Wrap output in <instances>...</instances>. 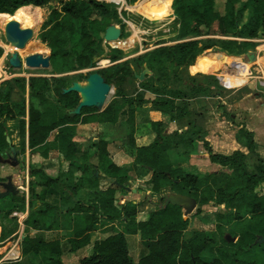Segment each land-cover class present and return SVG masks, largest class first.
Masks as SVG:
<instances>
[{
	"label": "trees",
	"instance_id": "trees-1",
	"mask_svg": "<svg viewBox=\"0 0 264 264\" xmlns=\"http://www.w3.org/2000/svg\"><path fill=\"white\" fill-rule=\"evenodd\" d=\"M136 1L130 0V3L134 4ZM51 2L52 0H0V14L13 15L24 6L43 8ZM173 10L175 18L172 17ZM133 13L134 10L131 11ZM243 16L247 17L246 21ZM137 18L143 20L144 16L138 15ZM114 22H120L118 10L112 4L98 0H63L59 7H53L39 33L41 43L51 51V73L64 74L94 66L95 61L105 55L103 33ZM175 22L181 25L180 37L190 40L175 46L160 47L135 57L133 61L137 67H147L153 73L166 71L170 66L187 69L207 49L202 40L192 39L201 35L202 27L212 28L216 23L222 36L242 39L222 40V52L228 55L249 52L256 46L252 40L261 33L264 34V0H174L172 7L170 3L168 10L157 18L156 25L162 23L169 26ZM3 54L4 49L0 47V58ZM99 74L106 81L119 78L118 81L120 84L124 83V86L132 76V66L126 61L102 69ZM71 85L70 81L62 77L33 76L28 81L24 77L14 78L0 87V153L10 147L7 137L11 138L14 134V130L11 131L7 123L16 122L22 152L28 145L31 154H39L45 159L52 154H59L69 164L68 170L62 172L58 178L46 177L42 182L36 176L43 174V171L33 169L30 181L31 203L39 202L47 211L84 213V216L78 218L86 225L84 228L76 223L74 238L68 239L64 244L61 240L27 237L22 243V260L17 264H64L65 253H77L91 245L89 233L100 219V210L108 220L125 219L130 225L127 231L131 235L140 236L146 253L139 260H135L126 235L116 233L95 241L91 255L82 258L79 264H264V244L255 243L260 236L264 237V160L255 154L256 145L250 133L241 131L254 157H248L240 151L232 155L219 154L212 150L207 141L200 140L204 141L210 161L229 171L205 176L184 170L179 163H175L170 154L176 151L178 158H189L195 141L200 139L197 136L199 132L192 125L189 132L166 134L162 122H151L156 138L149 146L136 149L131 170L117 167L112 162L107 141L100 140L95 144L96 155H92L98 158V168L122 185L129 184L137 175L145 177L151 174L149 189L153 193H159L163 187L168 186L171 188L170 194L195 198L201 209L210 204L226 205L230 210L237 208L238 216L235 219H242L247 214L252 215L251 220L255 217L262 218L254 226L250 222L245 224L241 228L243 231L240 229L242 233L238 237L234 236L238 238L237 242L223 239L224 242L213 244L209 240L213 234L209 236L201 231L185 237L188 220H183L180 213L182 208L169 205L166 209H161L158 205L154 212L141 213L138 205L132 201L122 207L117 206L115 187L100 191L98 178L94 175L97 166L87 164L86 156L85 162H80L79 147L74 138L78 134L79 125L93 122L116 125L121 117L127 118L131 134H134L136 110L147 102L152 103L154 111L172 115L173 120L180 118L183 115L182 109L175 101L186 96L178 90L169 89L168 86L155 89L146 86V83L143 89L156 95L152 101L145 98L144 92L130 95L120 88L116 96L119 100H114L104 111L97 112L91 107H81L79 113H74L81 98L76 91L65 92ZM16 90L22 95L28 92V120L25 119V98L19 105V115L14 116L15 110L11 103ZM54 132L57 135L51 142L49 139ZM250 166H254V170ZM77 170H83V174L87 170L92 171L93 183L87 186L83 177L78 179V184L70 182L66 185L72 190L70 198L63 199L61 207L50 206L46 201L49 189H59L61 179L68 178ZM0 181H5L1 169ZM38 188H41L40 192L37 191ZM83 188H88L97 196L100 208L76 199L79 190ZM65 201L68 202L67 205ZM163 202L161 199L160 203ZM32 219L34 228L42 229L40 217ZM46 220L47 216L43 222ZM56 220L57 215L51 219L52 225L54 229H59ZM204 253L209 254L208 260L202 258Z\"/></svg>",
	"mask_w": 264,
	"mask_h": 264
},
{
	"label": "rangeland",
	"instance_id": "rangeland-1",
	"mask_svg": "<svg viewBox=\"0 0 264 264\" xmlns=\"http://www.w3.org/2000/svg\"><path fill=\"white\" fill-rule=\"evenodd\" d=\"M63 0H52V2L43 8H40V13H41V22L37 28H32L31 30L33 31L32 36L28 42L30 44L31 42L39 43L43 46L44 44L41 43L39 39V33L42 27V24L44 20L47 18L49 12L53 7H59L60 3ZM101 2H106L112 4L110 0H98ZM143 0L141 1H136L134 4L130 3V0H125V2L122 5L118 4H112L117 10L118 14L120 17V22H114L113 24L118 25L121 30H122V35L121 38L115 42H106L104 39L105 32L103 33V47L105 49V55L97 59L95 61V65L92 66V68H87L84 70L80 71H74V72H68L64 74H52V68L48 70H33V69H14L10 66L9 64V58L14 51L10 50L11 52H6V48L8 46L14 45L12 44L7 37V31L5 27H2L3 25L0 23V47L4 49V54L0 58V63L2 62L3 68H5V71L8 72V79L5 78L4 75L0 77V87H3L5 82H8L12 80V78H20L22 76H47L48 78L52 77H62L65 78L67 81H70L72 83V87L79 86L81 88H86L90 85L89 79L93 74H99L100 70L102 69H107L112 67L113 65H116L118 63L126 62L129 61L131 66H132V76L130 80L126 83V85L123 86L124 83H121L118 81L119 78H112L110 81H106L104 79L105 83H107L110 86V92L107 96L106 102L97 105V106H92L91 108L96 110L97 112L103 111L105 107L108 106V104L114 99L117 95V91L120 88H123L126 90V92L130 95H135L138 93V91L143 87L144 85L153 87L155 89H162L164 86H172L174 90H179L178 88H187V90H191L192 85L194 80L192 79L193 77H187V74L189 73V70L186 68H177L176 66H170L169 69L163 72H155L152 74L150 69L147 67H137V65L134 63L133 59L143 53H146L148 51L160 48V47H166V46H175L179 43L185 42L190 39H182L180 37V23L175 22L174 24L171 23L169 26H165L162 23L156 25V20L160 16H154L152 15H147L145 11V5L149 4L147 2L145 5L142 3ZM174 0H170L167 5L172 3ZM142 6V7H141ZM134 10L135 13L131 14V11ZM168 10V7L166 10L163 12L165 13ZM34 12V10H32ZM162 13V14H163ZM161 14V15H162ZM138 15L144 16L143 20L138 19ZM172 17H176L174 15V10ZM244 17V21H246L247 17ZM163 25V26H162ZM137 29L138 34L135 36V30ZM135 39V43L133 47L125 48L123 47L124 43L128 41L129 39ZM202 40L203 41V46L206 47L207 49L204 50L201 53V58H197L198 61L192 70L193 72H204L208 73L209 75H215L217 74L219 78H221V71L217 73H209L212 71V65L210 63L206 62L207 56H203V54H225L226 52L221 51V41L222 40H229L233 39L236 40L237 38L234 37H225L222 36L219 33V28L218 24L216 23L215 25L212 26V28H207V27H202L201 29V35L198 37L193 38L192 40ZM239 41H242V39H237ZM256 46L249 50V52H256L257 53V63L254 66L246 65L247 63V58L245 56L246 53H241L240 55H228V56H234V57H239L240 60L242 58V61L245 65L240 63V60H236L233 58L234 65H231L234 70L238 73L235 76V80L237 79V84L236 86H231V87H224L222 89V98L225 100H230V99H238L239 98V85L241 88L244 87H251L253 94L255 97L263 96L264 97V49L262 47L264 46V34L261 33V35L252 40ZM9 54L7 56L6 54ZM18 55H20L23 59H25L26 56L34 53H39V52H31V50H27L25 55H21L19 52H17ZM248 53V52H247ZM44 54V53H43ZM46 54V53H45ZM227 55V54H226ZM19 56V57H20ZM2 68V72H3ZM206 71H203V70ZM24 72V73H23ZM182 74H184V77H182ZM101 77H103L101 74H99ZM205 75V74H204ZM224 75V73H223ZM247 81L242 83L241 78H246ZM224 78V76H223ZM222 78V79H223ZM222 81V80H221ZM225 85V84H224ZM237 87V88H236ZM147 88V87H146ZM80 95V98L82 99L81 93L78 92ZM203 95L208 94V92H202ZM27 95V94H26ZM192 96L193 93H190ZM84 96V95H83ZM23 98H25L26 101V120H28V103H27V98L26 96L22 95L21 93H16L13 95L12 99V105L14 106L15 114L14 116L19 115L20 112V106L23 102ZM219 100V99H218ZM222 102L221 100H219ZM186 103L187 106H191L193 103L192 101L188 100ZM225 106L220 105V108H223V112L225 111L224 109ZM165 116V115H164ZM17 118V117H15ZM24 118V117H23ZM169 116H166V121H167V130L169 129V125L171 122H169ZM164 127V126H163ZM101 130V128L97 129L96 131ZM126 130V135L120 139V142L114 146H112V156L113 159L116 163L122 164L124 162H131L132 166L134 165L135 158H136V149L139 147L138 146V135L135 133L131 134V131L129 128L125 129ZM145 130V129H142ZM97 134V133H96ZM145 133H142L143 137ZM97 136V135H96ZM56 138V133H52L50 136V141L52 142ZM90 142H97V137L93 136L90 141H86L83 143H79V146L81 148V151L84 153L85 150L82 148V146H85V148H88L90 145ZM21 148V147H20ZM21 155L18 157L19 160V165L15 168L5 165L3 168L0 167L1 175L6 181V178L10 175L13 176V181L14 184L17 186L19 189V193L17 195L11 194L9 195L6 199H0V264L4 263H11V264H17L22 260V242L27 238V237H32V235H35V228L33 226L34 220L32 217L39 218L42 224V229L39 230H44L47 232V230L50 228H53L52 221L51 219L54 216H51L49 214H54L56 215L57 213H49L46 215L44 213V208L41 207L40 205L36 203H31L30 201V188H31V177L33 174V169L29 166L30 164L34 165H39V164H46L48 162H52L54 166H59L60 161L55 155H51L49 160L45 159L44 157L37 156V154H31V150L29 149L28 145L26 146L25 150L22 152ZM37 156V157H36ZM33 161H35L33 163ZM250 163H252L251 160H249ZM36 163V164H35ZM190 166H198L196 162H191L189 164ZM202 166V165H201ZM251 170H254V166H250ZM37 170V167L36 169ZM36 172V171H34ZM95 176H96V170ZM52 176L58 178L60 174L58 171H50ZM91 174L92 171H89L85 174V178L87 180L86 184L87 186H90L93 182L91 180ZM99 176L103 177V175L99 172ZM46 177H50L49 175L45 174H40L37 175L36 178L39 182H42L46 179ZM140 177V176H138ZM99 179V177H96ZM141 178V177H140ZM144 179V177H143ZM70 182L77 183L75 181V175H71L68 178H62L61 182L59 184V189H58V197H52V200L55 202H60L62 205L63 199H69L70 198V193L71 189L67 188L66 185L69 184ZM134 186L132 188L140 187L143 190H146L148 186L144 185L143 183H140L139 181L135 180L132 182ZM78 184V183H77ZM131 183H129L128 187H130ZM99 188L101 190L105 189L104 184H100L99 181ZM2 191V188L0 187V192ZM143 192V191H142ZM171 192L170 187H163L159 193H149L150 195H146L145 200L143 199V194H140L137 190L135 189H130L129 191L126 190L123 192V194H126L125 197H121L120 201L121 203L125 202V200H137L139 203L138 207L142 210L145 211H152L154 212V209L158 205H160V200L165 199ZM146 194V193H145ZM94 197V196H93ZM150 197L151 200L147 201V198ZM77 199V197H76ZM152 201V202H150ZM68 202L65 201V205H67ZM162 205V204H161ZM44 213V214H43ZM181 215L183 217L184 211L181 210ZM226 209H222L220 207H216L213 204H210L209 206H205L203 209L198 206L196 210L192 213L190 219H188V226L186 227L185 230H187V233H185V237L189 236V232H195L199 230H204V229H209V236L213 234V236L209 239L211 242L214 243H222L224 242L223 239L225 240H232L233 242H237L236 237H238L239 234L242 233V227L244 226L245 223L239 222L232 224V219H235V216H238V211L237 208H233L230 210V213L228 217L226 218V221H229L231 223V227L229 226L230 229H227L225 226H222L225 222L222 224H218L219 222H222V217L225 216ZM43 214L42 216H40ZM47 216V220L43 222L44 217ZM221 217L217 220L215 217ZM252 217V215H248L247 217ZM245 220V215H243L242 220ZM262 219L261 217H255L249 222L253 224V226L256 224V222ZM248 221V220H247ZM43 222V223H42ZM207 222L209 224H207ZM116 224V225H115ZM114 224V228L116 230H123L124 232L128 230L129 224L127 222H124L123 220ZM247 224V223H246ZM117 226V227H116ZM83 227V226H82ZM242 231H241V230ZM41 233V232H40ZM102 232H97L95 233V237L93 240H97L99 238L105 237V234H101ZM47 234V233H45ZM65 236L66 234H62ZM52 236V235H50ZM236 236V237H234ZM261 237V236H260ZM137 240L131 244V249L133 254L135 255L134 257L136 260L140 259L145 252L146 248L145 246L140 242L141 239L140 237H136ZM258 239L255 240L256 244H259ZM140 242V243H139ZM264 244V243H263ZM91 247L86 249L84 251H79L78 253L71 254L68 253L64 256V264H79L80 260L84 258L87 254L91 253ZM214 256V255H213ZM212 257V256H211ZM202 258L205 260L209 259V254H203Z\"/></svg>",
	"mask_w": 264,
	"mask_h": 264
},
{
	"label": "crops",
	"instance_id": "crops-1",
	"mask_svg": "<svg viewBox=\"0 0 264 264\" xmlns=\"http://www.w3.org/2000/svg\"><path fill=\"white\" fill-rule=\"evenodd\" d=\"M124 2H125V0H124ZM32 7H34V6H32ZM167 7H168V5H167ZM46 48L48 50H50L48 47H46ZM210 55H217V54H210ZM210 55L203 54L202 57L210 56ZM222 55L234 58L236 60H240L239 57L228 56V54L226 55V53L222 54ZM199 58H201V56ZM197 61H198V59H197ZM197 61H195V63H194L195 65H196ZM240 63L245 65L242 61V58L240 60ZM229 64L230 63L226 62L224 67H225V69L231 71L233 69V67ZM195 65H193V66L190 65L189 67H187V69L189 70V73H190V74H187V77H190V76L193 77L192 79L195 82V83H193L190 92H189V90H187L186 87L185 88H178L179 89L178 91H180L182 94H184V97L186 96L183 99H177L175 101V104L177 106H180L182 109V114H183V115H181L182 117L181 116H180V118L176 117V119L173 120L172 115L163 114L162 112H159V111H154L152 109V103H150V102H147L143 106L137 108L136 117H135V119H136L135 135L137 134L139 136L137 139L138 146L139 147L149 146L155 140L156 133L153 131V129L150 125L151 122H162V124L164 126L163 129H164V132L166 134H173L176 131H178V132L179 131L180 132L181 131L189 132L191 130V125H192V127H195L196 131L199 132V134L197 136L200 139L195 141L194 150H193L192 154L189 156V158H178L179 156L177 155L178 153L176 151H172L170 153L172 155V157L174 158L175 163H177V164L179 163L181 165L180 167L186 171H190L192 173H196V174H200V175H204V176L211 174V173L220 174V173L229 172L228 170H226L222 166H219L217 164H213L210 161V159H209L210 155L207 152V150L205 149L204 141H200V140L207 141L209 143V146L212 148V150L216 153H219V154L232 155L234 152L240 151V152L244 153L245 155H247L248 157L249 156L254 157V155L249 151L247 140L241 134V131L248 132L252 135L253 141L256 145L255 154L258 155L260 159L264 160V97L263 96L255 97L251 87L241 88V86H242L241 85L238 88V91H239V98L238 99L225 100L221 96L222 95L221 94L222 93L221 88L224 89V87H225L224 83H222L223 82L222 78L224 76L223 73L225 72L224 69H218V71L214 70V71L209 72V73H214V72L217 73V72L221 71L222 76H221V78H219V76L215 73H214L215 75H209L208 73H204V72H193L192 68ZM232 65H234V62ZM246 65H247V63H246ZM203 71H206V70H203ZM152 74H153V72H152ZM2 75H4L6 79L9 78L8 72L5 71V68H3ZM40 76L41 77H47V76H42V75H40ZM22 77L26 78L27 81L30 78V77H27L26 75L22 76ZM31 77H33V76H31ZM57 77H59V76H57ZM182 77H184V74H182ZM71 87H72V85L68 89H66L65 92L70 91ZM27 88H28V86H27ZM169 89L174 90V88H172V86H169ZM201 90H203V91H201ZM15 92L18 93V90H16ZM138 92L146 93L145 98L147 100L152 101L156 97V95L154 93H152L151 91H148V90H144L143 87H141V89ZM202 92H208V94L203 95ZM190 93H193V95L191 96ZM26 94H24V97L26 96L27 103L29 105L28 92ZM106 99H107V97H106ZM106 99H105V102H106ZM218 99L221 100L222 102H220ZM114 100H119V98L115 97L114 99H112V101L108 104V106ZM188 100L192 101L193 103L191 104V106L186 107L185 102H187ZM220 105L225 106L224 112L222 110L223 108H220ZM107 107H105V109H107ZM79 112H80V110H78V109H76L74 111V113H79ZM98 112H102V111L99 110ZM27 115H28V112H27ZM166 116H169L168 120H169V122H171L168 130H167L168 124L166 121ZM7 124H8V128L11 131L14 130V134L11 136V138L9 137L10 141H11L10 147L15 148L16 150H20V155H21L22 153H21V148H20L21 147L20 146V137L18 136V131L16 130L17 123L16 122H8ZM96 127H97V129L101 128V130H98V132H97ZM127 128L130 129V126L128 125L127 118H125V117H121L120 121L116 125H113L110 123L93 122V123H89V124H85V125H79L78 126V134L74 138V141L78 143L79 152H80L78 154V157H79L80 162L81 163L85 162L84 157L86 156L87 164L89 163V164H93V165L97 166V169H95L97 171L95 177H99L98 181H100V184L105 185L104 190H101L100 188H99V190L100 191H106L110 187H115L117 190V194H116L115 199H116V204L119 207L124 206L125 203H127L129 201H132L133 203H136L137 205H139V203H141V202H138L137 200H127V201L125 200V202L121 203L120 198L125 197L126 194H123V192H125L126 190H128V191L130 189L137 190L140 194H143L144 200H145L146 195H150L149 193H153L149 189V180L151 178V174L145 176L144 179L140 175L139 176L141 178L138 177V175H137L136 179H135V180L139 181L140 183H143L144 185L148 186V188L146 190H143L137 186H136V188H132L134 186V184L132 182H134L135 180L131 181L130 182L131 185H130V187H128L129 184L122 185L115 178L110 177L107 174H104V172H102L99 169L100 167L98 168V158L95 157L94 155H92V154L96 155L95 144L99 143L100 140H105L108 142V152H109V157L112 160V162L117 167H121V168L126 169V170H131L133 168L131 162H124L122 164L121 163L118 164L114 161L113 156H112L113 144L115 146L118 143V141L120 142V139L126 135L125 129H127ZM142 129H145V130H142ZM55 133L57 135V132H55ZM142 133H145V135L143 137H141ZM93 136L97 137V142H95V143L90 142V145L88 146V148H85V146H82V148H84V150H85V152L83 153L81 151L79 143L82 142V145H83L84 142L90 141L91 138H93ZM8 149H6V150H8ZM6 150H4L2 153H4ZM37 156H40V155L37 154ZM55 156L60 161L59 166H54V164H52L51 161L46 163V164H42V165L41 164H39V165L30 164L29 166L30 167L34 166L35 169L37 167V169H41L43 171V174L46 173L47 175L50 176V178L55 179L56 177L52 176L53 174H51L50 171H58V173L61 174L62 172H66L68 170V167H69L68 166L69 164L66 161H64L63 158L61 156H59V154H57ZM48 160H49V158H48ZM34 162L35 161H33V163ZM191 162H196L198 166H190L189 164ZM5 165H8V164H1L0 163V166L2 168ZM8 166H10V165H8ZM83 172H84L83 170H77V171L73 172V174L75 175V178H77V180H75L77 183L79 182L80 179H82V177L84 178V182L85 183L87 182V180L85 178V174L89 171L88 170L85 171L84 174H83ZM99 172L103 175V177L99 176L100 175ZM94 175H95V172H94ZM49 190L50 191H48L49 193L46 196L47 203L50 206L61 207L60 202H55L52 200V197H56L58 195V189L51 188ZM37 191L40 192L41 188H38ZM3 199H5V198H3ZM77 199L83 203H88L90 205H98V208H100V203L98 202L97 196L95 194H93V192L90 191L88 188L80 189L78 192V195H77ZM149 200H151L150 197L147 198V201H149ZM150 202H152V201H150ZM37 204L44 208L43 211H44V213L47 212L46 214L54 213V212L57 213L56 214L57 215L56 224L59 227V229H54V228L50 229V230L48 229L47 232H45L44 230H35V232H34L35 235H32V237H40V238L45 239V240H61L64 244L68 241V239L74 238V232H75L74 229H75L76 223H79L80 226H83L84 228L86 227V225L83 224V222L81 220H79V218H78V216H84V213H78V214L73 213V212H71V213L66 212L65 213L62 210H61V212L58 210L47 211L48 209H46V207L43 206V204H41L39 202H37ZM207 206H209V205H207ZM204 207H202V209ZM216 207H220L224 210L226 209L225 216L222 217L223 221L219 222L218 224L220 225L223 222H225L222 225L225 226L227 229H230L229 226L231 227V223H229V221H226V218L228 217V215L230 213V209L226 205H218ZM66 208H68V207H66ZM138 210H140L141 213H148V211L142 210L139 207H138ZM182 211H184V210L182 209ZM49 215L56 216L54 214H49ZM98 216L100 218L99 221H97L95 223L93 229L89 233L91 236V245L81 249L82 251L85 252L86 249H88L90 247L92 248L95 241L100 240V239H104V238L108 237L109 235L116 234V233H124L130 244H132L133 242H135L137 240L136 237H140L139 235L129 234V232L127 230L124 232L123 230H116L113 227L115 223H117V222L120 223V221H122V220L124 222H127L125 219L120 218V219L108 220L106 218V215L104 214V212L102 210H100V212L98 213ZM247 216H248V214L245 215V218H246L245 220L244 219L243 220L242 219H232V224H235V223L237 224L239 222H242L245 224L248 223L251 220V216L250 217H247ZM190 217H191V215H190ZM190 217L188 219H190ZM215 218H217V220H218L221 217L218 216ZM183 220H184V214H183ZM207 224H209V223L207 222ZM199 231L205 232L207 235H209V231H211V230L204 229V230H199ZM97 232H102L101 234L102 235L105 234V237L99 238V239L94 241L93 238L95 237V233H97ZM45 233H47V234H45ZM185 233H187V230L184 231V234ZM191 233H193V232H189V234H191ZM62 234H66V235L63 236ZM50 235H52V236H50ZM91 253H92V249H91ZM91 253L87 254L86 256L91 255ZM66 254H68V253H65V255ZM73 254H75V253H73ZM64 256H63V258H64ZM134 256L135 255H133V258L136 260V258Z\"/></svg>",
	"mask_w": 264,
	"mask_h": 264
},
{
	"label": "water",
	"instance_id": "water-1",
	"mask_svg": "<svg viewBox=\"0 0 264 264\" xmlns=\"http://www.w3.org/2000/svg\"><path fill=\"white\" fill-rule=\"evenodd\" d=\"M122 35L121 28L116 24H111L105 31L104 39L107 42H114L119 40ZM32 36V31L27 29H20L19 25L15 22L11 23L7 28V37L8 40L16 41L19 43H23L29 40ZM17 52H14L10 55L9 64L14 69H33V70H49L51 68V51L49 53H34L30 54L23 59ZM247 58V65L254 66L257 63V53L256 52H248L245 54ZM92 68V65L89 69ZM89 82L92 84V87L88 89V100L83 99L80 102L78 110L81 107H92L97 106L105 102L107 95L110 92V86L105 83L103 77L99 74H93ZM70 91H76L82 94L81 87L75 86L71 87ZM68 92V91H67ZM7 141L11 146L10 138L7 137ZM10 152L12 156L8 159H3L0 155V163L9 164L11 167L15 168L19 165L18 155L20 154V150H16L13 147H10ZM0 187L2 191L0 192V199L6 198L11 194L17 195L19 193V189L14 184L13 176L10 175L6 178V181H0ZM169 205L178 206L184 210V220H187L190 215L196 210L198 207V201L190 196L182 195V194H169L165 199L162 205H159L161 209H166ZM155 211V209H154ZM259 244L264 243V237H260L257 241Z\"/></svg>",
	"mask_w": 264,
	"mask_h": 264
},
{
	"label": "bare ground",
	"instance_id": "bare-ground-1",
	"mask_svg": "<svg viewBox=\"0 0 264 264\" xmlns=\"http://www.w3.org/2000/svg\"><path fill=\"white\" fill-rule=\"evenodd\" d=\"M169 1L170 0H143L142 3L145 5L147 2H149V4L145 5L146 14L152 15L155 18L156 16L161 15L166 10ZM110 2H112V4L114 3V4L122 5L124 3V0H110ZM32 10H34V12ZM41 18L42 16L40 13V8L32 7V6H24L19 8L13 15L0 14V23L3 25L2 27L6 28V31L8 26L13 22L17 23L20 29L31 30L32 28H37L39 26L41 22ZM134 30H135L134 34L135 36H137L139 30L137 31L136 28ZM29 40L23 43L9 40L14 45L8 46L6 48V52L9 53L13 50L14 52H19L23 56L25 55L27 50H31V52H39L44 54L49 53V50L45 46L39 43L31 42L30 44H28ZM134 43H135V39L131 38L124 43L123 47L125 46V48H129V47L131 48L134 46ZM262 49H264V46L262 47ZM206 59H207L206 62L212 65V71L214 70L218 71V69H224L225 72L222 83H224L225 86L227 87L236 86L238 82L237 79L235 80V76H237L236 75L237 72L234 70V68L233 70L230 71L225 69L224 67L226 62L232 65L233 58L224 56L222 54H217V55L207 56ZM2 68L3 66L1 62L0 77L2 75ZM241 80H242L241 84H243V82L244 81L246 82L248 79L246 77V78H241ZM90 85L89 86L92 87L91 83ZM89 86L86 88H81V90L83 91L82 94L84 95L83 96L84 101L88 100V89L90 88Z\"/></svg>",
	"mask_w": 264,
	"mask_h": 264
},
{
	"label": "flooded vegetation",
	"instance_id": "flooded-vegetation-1",
	"mask_svg": "<svg viewBox=\"0 0 264 264\" xmlns=\"http://www.w3.org/2000/svg\"><path fill=\"white\" fill-rule=\"evenodd\" d=\"M0 155L3 157V159H8L10 156H12V154L10 152V148L8 150H6L4 153H0ZM18 156H20V154Z\"/></svg>",
	"mask_w": 264,
	"mask_h": 264
},
{
	"label": "built area",
	"instance_id": "built-area-1",
	"mask_svg": "<svg viewBox=\"0 0 264 264\" xmlns=\"http://www.w3.org/2000/svg\"><path fill=\"white\" fill-rule=\"evenodd\" d=\"M6 55H8V53H7ZM232 70H233V69H232Z\"/></svg>",
	"mask_w": 264,
	"mask_h": 264
},
{
	"label": "clouds",
	"instance_id": "clouds-1",
	"mask_svg": "<svg viewBox=\"0 0 264 264\" xmlns=\"http://www.w3.org/2000/svg\"><path fill=\"white\" fill-rule=\"evenodd\" d=\"M7 56H9V54H8ZM25 69H26V68H25Z\"/></svg>",
	"mask_w": 264,
	"mask_h": 264
}]
</instances>
